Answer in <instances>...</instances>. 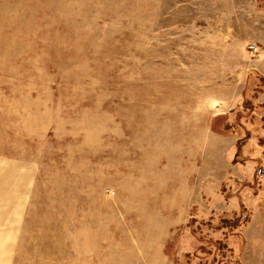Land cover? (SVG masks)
Masks as SVG:
<instances>
[{
  "label": "rangeland",
  "instance_id": "374dc122",
  "mask_svg": "<svg viewBox=\"0 0 264 264\" xmlns=\"http://www.w3.org/2000/svg\"><path fill=\"white\" fill-rule=\"evenodd\" d=\"M227 1L0 0V264H240L264 166L231 72L264 0Z\"/></svg>",
  "mask_w": 264,
  "mask_h": 264
},
{
  "label": "crops",
  "instance_id": "0c3cea01",
  "mask_svg": "<svg viewBox=\"0 0 264 264\" xmlns=\"http://www.w3.org/2000/svg\"><path fill=\"white\" fill-rule=\"evenodd\" d=\"M226 4L228 6L224 7L223 11L230 16L236 14L238 6H234L235 2L229 0ZM256 8L254 3L247 2L239 10H242L246 14H251L249 31H264V27L262 26L263 20H256V17L253 15ZM262 43L264 44V39ZM243 53L246 58L245 62L233 66L231 72L234 82L239 81L238 83L243 85V89L237 98V104L230 107L228 114L233 118L231 122L235 121V116H243L247 127L238 125L237 130L233 128L235 134L229 138L233 140V147L235 148L238 141L243 140V158L245 161L247 160L248 163L260 161L262 166H264V47H261V52L257 55H252L244 48ZM261 118L262 121H260ZM237 120H239L238 117ZM249 126L251 128L252 126L255 127L252 133H248ZM244 137L248 139H243ZM236 169L238 173L241 172V167H236ZM226 203L225 201V205ZM232 210L236 209H230L225 206L222 211L228 212ZM252 211L256 212V210ZM252 217V220L244 227L241 234L229 236L228 238L230 249L234 254H238L240 264H264V220L258 227L262 232L260 234H253V230L257 226L254 224L255 217Z\"/></svg>",
  "mask_w": 264,
  "mask_h": 264
},
{
  "label": "built area",
  "instance_id": "2783aa9c",
  "mask_svg": "<svg viewBox=\"0 0 264 264\" xmlns=\"http://www.w3.org/2000/svg\"><path fill=\"white\" fill-rule=\"evenodd\" d=\"M248 51L252 54V55H257L259 54V47H257L256 45H249L248 47ZM257 177L259 179H263L264 178V170L262 168H259L257 170Z\"/></svg>",
  "mask_w": 264,
  "mask_h": 264
}]
</instances>
